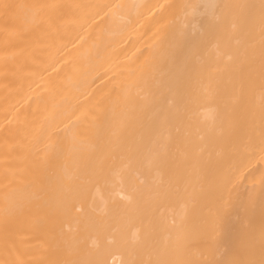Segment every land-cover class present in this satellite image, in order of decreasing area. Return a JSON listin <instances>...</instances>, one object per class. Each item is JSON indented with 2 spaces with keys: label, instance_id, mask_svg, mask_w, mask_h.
<instances>
[{
  "label": "bare ground",
  "instance_id": "obj_1",
  "mask_svg": "<svg viewBox=\"0 0 264 264\" xmlns=\"http://www.w3.org/2000/svg\"><path fill=\"white\" fill-rule=\"evenodd\" d=\"M0 264H264V0H0Z\"/></svg>",
  "mask_w": 264,
  "mask_h": 264
}]
</instances>
